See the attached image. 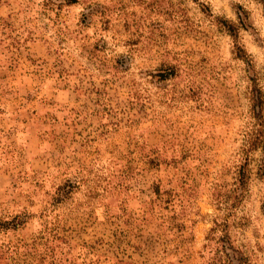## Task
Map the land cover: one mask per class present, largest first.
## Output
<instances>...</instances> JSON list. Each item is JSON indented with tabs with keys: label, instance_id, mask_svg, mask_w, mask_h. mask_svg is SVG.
I'll return each instance as SVG.
<instances>
[{
	"label": "rangeland",
	"instance_id": "374dc122",
	"mask_svg": "<svg viewBox=\"0 0 264 264\" xmlns=\"http://www.w3.org/2000/svg\"><path fill=\"white\" fill-rule=\"evenodd\" d=\"M255 88L264 0H0V264H264Z\"/></svg>",
	"mask_w": 264,
	"mask_h": 264
},
{
	"label": "trees",
	"instance_id": "16d2710c",
	"mask_svg": "<svg viewBox=\"0 0 264 264\" xmlns=\"http://www.w3.org/2000/svg\"><path fill=\"white\" fill-rule=\"evenodd\" d=\"M194 1V0H193ZM67 4L75 3V0H66ZM240 13H235L236 23L221 19L218 21L219 28L229 37L231 42V53L233 58L240 61L248 69L251 67L250 56L246 54L239 44V31L245 30L247 25L244 23V16H240ZM172 72V70L170 71ZM162 74V73H159ZM172 74V73H170ZM166 76V75H165ZM164 76V77H165ZM250 111L256 122V126L259 127L255 130L256 135L253 139H245L241 149V159L243 160L235 181L240 187L241 195L245 192L246 183L248 181V169H245L247 165L248 156L252 151L260 149L261 158L259 160L258 174L262 176L264 174V142H262L263 128H264V100L259 89H251L249 95ZM157 188H155V195L157 194ZM166 201V200H165ZM206 241L212 242L213 246L211 250V264H248V259L244 251H241L239 246L233 245L228 235L227 225L223 221H213L212 227L208 231V235L205 238Z\"/></svg>",
	"mask_w": 264,
	"mask_h": 264
}]
</instances>
